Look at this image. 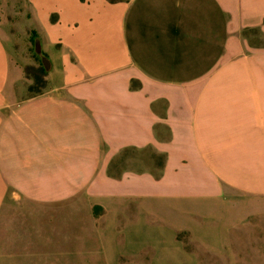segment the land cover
I'll list each match as a JSON object with an SVG mask.
<instances>
[{
	"label": "crops",
	"instance_id": "crops-1",
	"mask_svg": "<svg viewBox=\"0 0 264 264\" xmlns=\"http://www.w3.org/2000/svg\"><path fill=\"white\" fill-rule=\"evenodd\" d=\"M30 11L55 60L47 89L22 97L0 37V212L12 189L59 202L94 182L98 197L183 214L190 244L264 262V0H30ZM143 149L163 157L158 179L110 176Z\"/></svg>",
	"mask_w": 264,
	"mask_h": 264
},
{
	"label": "rangeland",
	"instance_id": "rangeland-1",
	"mask_svg": "<svg viewBox=\"0 0 264 264\" xmlns=\"http://www.w3.org/2000/svg\"><path fill=\"white\" fill-rule=\"evenodd\" d=\"M38 24L30 0H0V37L10 59L12 89L22 97L47 89L55 60ZM43 58L50 63L49 70ZM162 162L151 149L128 150L114 159L110 176L146 171L158 179ZM92 183L82 182L80 196L59 202L22 196L12 189L0 212V264L238 263L231 255L226 259L212 251L221 247L217 242L209 241L206 247L190 244L183 214L163 206L148 212L133 203L122 205L118 196L98 197L90 190ZM210 233L216 237L215 231Z\"/></svg>",
	"mask_w": 264,
	"mask_h": 264
},
{
	"label": "water",
	"instance_id": "water-1",
	"mask_svg": "<svg viewBox=\"0 0 264 264\" xmlns=\"http://www.w3.org/2000/svg\"><path fill=\"white\" fill-rule=\"evenodd\" d=\"M35 50H36L37 53L40 52V46H39L38 43L36 44V49ZM42 63H43L44 68L46 70H48L49 69V62H48V60H46L45 58H43Z\"/></svg>",
	"mask_w": 264,
	"mask_h": 264
}]
</instances>
